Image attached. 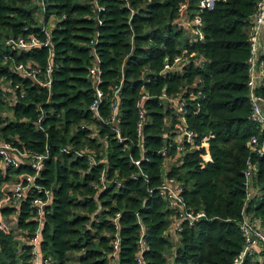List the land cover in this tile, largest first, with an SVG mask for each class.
<instances>
[{
  "label": "trees",
  "instance_id": "1",
  "mask_svg": "<svg viewBox=\"0 0 264 264\" xmlns=\"http://www.w3.org/2000/svg\"><path fill=\"white\" fill-rule=\"evenodd\" d=\"M182 1L98 0L103 7L98 10L92 0H0V142H13L22 151H48L37 184L53 193L40 243L51 264H109L116 237L118 264H138L142 230L146 264H169L171 256L174 264H233L245 247L241 222L249 217L264 229V155L248 145L254 135L263 141L251 118L248 86V28L260 0H217L212 9L200 11L203 39L184 47L183 31L175 24ZM200 1L192 0L190 9L199 11ZM51 17L56 18L50 27ZM31 36L48 39L49 46L13 51L7 45L9 39ZM184 50L189 59L182 70L161 74L165 61ZM94 54L100 58V88L107 94L98 107L102 118L111 114L110 88L121 86L118 128L131 146L125 151L114 130L91 110ZM21 63L39 67L41 81L49 79L50 86L16 72ZM261 82L255 92L264 97ZM5 84L12 88V104L5 99L10 93ZM143 88L149 96L138 106ZM163 92L182 95L187 125L197 133L194 146L182 144V156L168 176L183 182L187 206L207 216L194 225L183 222L178 243L168 232L174 212L159 189L165 177L161 149L167 147L170 157L178 154L177 116L165 109ZM140 109L147 117L141 138L145 159L136 166L131 156L141 158L136 147ZM41 111L47 116L38 121ZM85 149L107 164L91 166L77 153ZM253 166L252 186L260 191L254 197L247 185ZM103 170L120 185L102 190ZM25 171L33 173L26 165L8 171L0 166V200L2 184ZM37 195L29 194L19 207L18 224L29 234L39 227L29 219ZM0 248V264H27L32 255V246L12 232L0 230ZM260 253V261L247 257L243 264H264V250Z\"/></svg>",
  "mask_w": 264,
  "mask_h": 264
},
{
  "label": "built area",
  "instance_id": "2",
  "mask_svg": "<svg viewBox=\"0 0 264 264\" xmlns=\"http://www.w3.org/2000/svg\"><path fill=\"white\" fill-rule=\"evenodd\" d=\"M96 5L98 10H101L103 7L99 4L98 0H92ZM217 0H201L199 3V11L193 15V25L194 32L196 34V41L203 39V20L200 15V11L205 9H212L215 6ZM190 4L188 0H183L180 5L179 14H183V12L187 11ZM101 23V21L99 22ZM264 25V0H260L257 4L256 12L251 21V25L248 28V33L250 35L251 42V50L252 56L249 59V81L248 86L250 88V97H251V106H252V120L259 127L260 132L263 134V141L257 135L251 137L248 142L250 149L256 152L259 155H264V97H261L256 94L255 90L259 86V80L256 71V60L255 54L258 51V31L259 28ZM7 45L10 50H23L29 49L36 46H49V40L41 41L35 36H31L27 39L24 38H12L7 41ZM95 57L92 61V66L89 69V78L92 80L93 85L96 87V99L94 103L91 105V110L95 113L96 117L102 120L103 124L108 128L113 129L115 132V138L123 144V150L130 149L128 138L123 136L122 131L118 128V124L121 121V113H120V88L121 86L116 85L111 90V98H110V106L109 109L111 114L108 118L101 117L99 113V105L103 102L107 94L100 88V84L102 83L101 78V69H100V58L98 55L94 54ZM189 55L184 50L180 55L176 56L172 61L166 60L164 63V69L162 73H166L168 71H174L177 68H183V64L188 61ZM51 65L47 69V74L51 70ZM16 72L29 77L35 82L49 85L51 81L48 79L47 82H43L40 79L42 75V70L34 66L33 64H18L14 69ZM17 88L19 85L16 86ZM20 86V90H23V87ZM17 88H14L16 90ZM12 90V88H11ZM149 96V93L146 89L143 88L141 92V101L138 103V106H141V102ZM162 103L164 104L165 109H172V113L177 116L176 127L173 130L174 133V142L177 144V155L170 157L167 147H163L161 149V153L165 156V162L163 166L164 180L160 189V195L166 200L168 206L171 210H173L174 215L171 219L179 222L181 225L177 228V232L181 230V226L183 222H188L190 225H194L200 220L206 218V213L203 210H195L193 208H189L186 204V200L183 196L184 192V184L182 181L177 179L174 176H168V172L170 171L169 163L170 162H178L181 158L180 151L183 149L182 144H190L194 146L195 138L197 133L195 130L191 129L187 125L186 121V106L187 103L185 100L183 101L182 95H168L166 92H163L160 96ZM5 99L8 101L9 99ZM12 104V103H10ZM40 111V110H39ZM46 114L44 111H41L38 121H42L46 118ZM167 121V122H166ZM166 124L170 123L166 119ZM147 122V117L145 111L140 109L139 111V121L137 124V136L138 143L137 148L140 150V155L142 154L143 147L141 144L143 127ZM166 125V126H167ZM90 129L93 131L92 136L95 137L98 132L95 126H91ZM103 141V140H101ZM63 152H68V148H64ZM79 155L86 156L88 158L89 164L91 166H99L101 164L106 165L107 161L104 157H98L93 151L89 149H85L83 152H77ZM48 151L45 153L34 152L30 150H20L18 149L13 142L1 141L0 142V166L4 171H8L10 169H18L24 165L33 169V173L30 174L28 172H23L17 175L15 181H5L1 186V200H0V230L10 233L12 232V228L8 222V214L4 213V210L7 208H17L20 207L21 202L29 195L37 193L39 195L35 196L32 200L31 204V213L29 219L38 221L39 227L33 233L29 234L28 231L19 227L22 231L21 237L17 239L23 243H28L32 246V255L28 260L27 264H51V261L48 259H44L40 252V243H41V230L45 220L46 207L51 204L53 193L51 189H47L41 185L37 184V180L40 178L42 171L45 168V161L48 159ZM145 159L144 155H141V158L138 159L134 156H131V161L136 165L140 166L142 160ZM256 166L248 171L247 173V185L249 186V196L252 193V175L256 173ZM13 176V177H14ZM13 179V178H12ZM11 179V180H12ZM115 183L120 185L119 181L109 180L106 171L103 170L100 176V188L102 190L106 189L109 184ZM18 216V215H17ZM120 218V214H117L114 218L115 224L118 226V219ZM19 219V217H18ZM18 228V229H19ZM240 228L245 236V247L243 252L235 258L233 264H243L244 260L247 257H250L253 262H258L261 260V253L264 250V229L261 227L260 223L257 220H251L249 217L245 218L241 224ZM17 229V230H18ZM169 229V228H168ZM16 230V231H17ZM169 232V230H168ZM16 235L14 232H12ZM170 233V232H169ZM145 231L142 230L141 238L139 241L140 249L137 253V262L138 264H146L142 253L147 248L146 240L144 239ZM17 236V235H16ZM172 236V235H171ZM174 239V237L172 236ZM113 252L111 253L109 264H118L120 243L118 237H116L115 241H112ZM1 250V248H0ZM247 254V256H246ZM246 256V257H245ZM169 264H174L173 257L171 256L169 259Z\"/></svg>",
  "mask_w": 264,
  "mask_h": 264
},
{
  "label": "crops",
  "instance_id": "3",
  "mask_svg": "<svg viewBox=\"0 0 264 264\" xmlns=\"http://www.w3.org/2000/svg\"><path fill=\"white\" fill-rule=\"evenodd\" d=\"M190 6L192 3V0H188ZM42 4V3H40ZM190 6L188 8L187 11L183 12V14H179L178 18L175 21V24L178 26L179 30L183 31V47L185 44L189 43H193L196 42V34L194 32V25H193V15L195 14L196 10H193V8L190 9ZM56 17H52L50 18V22H49V26L51 27V25L54 23ZM253 19V17H252ZM188 41V42H187ZM255 60H256V71H257V76H258V80L261 82L264 80V25H262L259 28L258 31V51L255 54ZM200 64L203 62V58L201 57L198 61ZM181 69H176L174 71H180ZM262 83V82H261ZM6 88L8 90L9 95H6V98H8V102L12 103L14 101V96L12 94V90L9 86V84H6ZM5 115L7 116H11V112L9 110H6L4 112ZM177 162H170L169 163V168L171 169V167L176 164ZM16 177L14 176L11 181H15ZM3 186V185H2ZM252 189V193L251 196L254 197L256 194H258L260 191L258 188L255 187H251ZM258 192V193H257ZM25 200V199H24ZM13 209V212H11L10 214H8V222L12 228V232H14L16 235V238L21 237V229L19 228V224H18V217H19V207L17 208H11ZM18 215V216H17ZM181 224L173 219H171L170 221V225H169V232L170 234L174 237V241L176 243H178L179 241V234L177 232V228L180 226ZM19 228V229H18ZM18 229V230H17ZM17 230V231H16Z\"/></svg>",
  "mask_w": 264,
  "mask_h": 264
},
{
  "label": "water",
  "instance_id": "4",
  "mask_svg": "<svg viewBox=\"0 0 264 264\" xmlns=\"http://www.w3.org/2000/svg\"><path fill=\"white\" fill-rule=\"evenodd\" d=\"M262 105H264V102H262ZM246 256H247V254H246ZM246 256H245V257H246Z\"/></svg>",
  "mask_w": 264,
  "mask_h": 264
},
{
  "label": "rangeland",
  "instance_id": "5",
  "mask_svg": "<svg viewBox=\"0 0 264 264\" xmlns=\"http://www.w3.org/2000/svg\"><path fill=\"white\" fill-rule=\"evenodd\" d=\"M52 18V17H51ZM5 87L7 86L6 84L4 85ZM259 223V222H258Z\"/></svg>",
  "mask_w": 264,
  "mask_h": 264
}]
</instances>
